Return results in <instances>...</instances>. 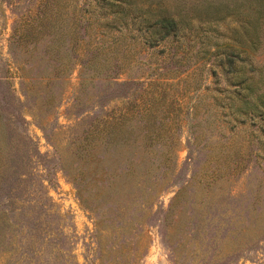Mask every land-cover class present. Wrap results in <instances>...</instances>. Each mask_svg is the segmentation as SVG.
Returning a JSON list of instances; mask_svg holds the SVG:
<instances>
[{
  "label": "rangeland",
  "instance_id": "rangeland-1",
  "mask_svg": "<svg viewBox=\"0 0 264 264\" xmlns=\"http://www.w3.org/2000/svg\"><path fill=\"white\" fill-rule=\"evenodd\" d=\"M41 1L0 0V110L6 130L3 137L4 129H0V143L8 178L0 186V214L4 210L8 215L6 221L0 218V264H100L104 256L97 234L98 216L82 204L66 167L73 165L74 141L89 128L93 114L132 112L141 107L158 109L156 114L161 119L157 120L154 136L160 167L154 164L153 171L162 173L165 169L160 161L168 162L175 183L159 197L158 211L148 227L149 248L138 263L202 264L203 256L213 263L220 249L241 240L245 250L231 264H264V205L256 204L258 185L264 179V162L261 168L254 162L253 149L258 146L254 145L257 139L251 142V126L239 125L232 130L222 120L221 108L213 97V75L206 72L202 83V60L196 63L192 56L186 71L167 69L161 64L168 60L167 54L161 52L166 45L150 48L133 43L129 45L136 52L132 67L142 73L137 80L145 83L132 84L128 90L116 93L121 96L102 92L94 97L96 88L91 83L100 88L103 84L100 77H92V71L86 69V59L97 52L103 38L95 22L89 29L91 36L87 34L79 44L69 75L56 81L62 94L59 106L42 118L36 114L35 97L26 96L28 84L22 81L39 87L40 79L35 75L43 60L44 45L39 42L31 54L32 45L13 41L14 29L27 19L29 22ZM119 44L120 41L107 44L102 49L104 56H111ZM117 53L121 55L122 51ZM30 69L33 78L24 79L23 74ZM130 80L133 78L129 71L119 75V81ZM43 97L40 92L38 101ZM40 112L45 114L46 110ZM142 122L139 117L129 121L134 127ZM235 160L244 168L240 173L236 170L228 182L221 180L211 187L209 195L214 201L209 216L215 219L213 222L222 221L227 226L236 221L229 210L234 208L244 222L245 234L224 239L226 230L222 228L224 233L217 235L214 228L204 237V225L199 236L188 235L190 242L184 256H176L165 238L164 211L186 185L194 194L191 196L202 195V174L213 170L223 173L229 165H235ZM229 191L230 199H218L222 192ZM112 239L125 244L123 237ZM103 255L108 260L114 258L111 253ZM119 257L116 255L117 260Z\"/></svg>",
  "mask_w": 264,
  "mask_h": 264
},
{
  "label": "trees",
  "instance_id": "trees-1",
  "mask_svg": "<svg viewBox=\"0 0 264 264\" xmlns=\"http://www.w3.org/2000/svg\"><path fill=\"white\" fill-rule=\"evenodd\" d=\"M27 21L14 29L13 41L32 45L31 54L39 42L44 45L43 60L35 75L40 79L39 87L22 81L28 84L26 96L35 97L37 115L46 118L59 106L62 94L56 81L69 75L80 42L87 34L91 36L90 26L96 22L103 38L97 52L86 59L91 76L103 80L102 88L90 82L96 88L94 97L102 92L121 96L116 93L128 90L132 84L145 83L137 80L142 73L132 67L136 52L129 45L133 43L150 48L166 45L161 52L167 54L168 60L161 64L167 69L186 71L193 56L196 63L202 60V83L206 72L214 77L213 97L215 105L221 108L222 120L232 130L239 125L251 126V142L257 139L254 145L263 151L253 149L254 162L260 168L263 166L264 0H42L37 13ZM119 41L123 47L116 46L111 56H104L102 49ZM194 46L196 49L191 53ZM27 62L30 66L33 63L31 58ZM124 71H129L133 80L119 81ZM31 74L30 69L22 77L31 79ZM40 92L44 97L38 101ZM41 109L46 113H41ZM157 110L141 107L132 112L93 114L89 128L74 141L76 158L66 171L84 207L98 216L97 234L104 256L100 264L107 261L139 264L138 259L149 248L148 227L158 211L159 197L168 185L175 183L168 162L160 161L165 169L162 173L153 171L154 164L160 167L154 141L155 126L161 120ZM135 117L143 121L138 127L129 123ZM3 118L0 110V129H4L5 137ZM234 163L223 173L215 170L203 173L202 195L191 196L194 194L189 192V185L182 187L164 211L165 238L176 256H184L190 242L188 235L199 236L204 225V237L214 228L217 235L226 230L224 239L245 234L244 222L239 220L236 209H229L234 213L232 220L236 221H230L227 226L222 221L213 222L215 219L209 216L214 201L209 195L211 187L221 180L228 182L236 170L240 173L244 168L239 161ZM5 171L0 143V186L8 179ZM230 197V191L222 192L218 199ZM256 204L264 205V179L258 185ZM0 218L8 220L6 211L1 212ZM121 237L125 244L112 239ZM240 241L220 249L213 263L203 256L202 264H231L245 250ZM105 253H111L115 260H108ZM116 255L120 256L118 260Z\"/></svg>",
  "mask_w": 264,
  "mask_h": 264
}]
</instances>
